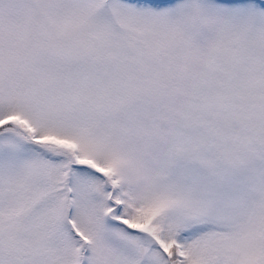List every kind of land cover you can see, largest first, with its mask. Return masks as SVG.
<instances>
[{"label": "snow or ice", "instance_id": "obj_1", "mask_svg": "<svg viewBox=\"0 0 264 264\" xmlns=\"http://www.w3.org/2000/svg\"><path fill=\"white\" fill-rule=\"evenodd\" d=\"M0 264H264V0H0Z\"/></svg>", "mask_w": 264, "mask_h": 264}]
</instances>
